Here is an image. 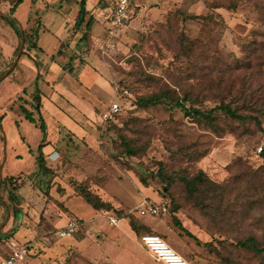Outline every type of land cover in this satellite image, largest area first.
Returning <instances> with one entry per match:
<instances>
[{"label": "rangeland", "instance_id": "374dc122", "mask_svg": "<svg viewBox=\"0 0 264 264\" xmlns=\"http://www.w3.org/2000/svg\"><path fill=\"white\" fill-rule=\"evenodd\" d=\"M88 1L90 8L94 7L91 12L94 19L91 32L85 40L79 41L85 24L75 33L72 25L77 16L78 2L38 0L32 4L33 1L21 0L13 5L12 0H0V12L10 14L13 10L12 16L19 22L22 32L32 30V23L27 22L29 12L36 14L35 18L41 17L45 29L39 32L37 43L46 52L41 56L54 54L53 60L61 61L46 86L38 82L39 72L21 71L20 58L14 69L0 81V116L4 115L0 120V233L9 234L8 238L0 240V256L8 255L13 245L32 244V240L40 248L48 229L43 224L57 219L63 220L64 224L68 220L82 222L80 217L70 212L66 199L81 197L75 193L72 184L85 182L92 192L98 196L109 195L111 203H116L117 209L98 212L127 216L138 224L141 217H136V212L142 204L166 202L167 210L170 204V209L177 206L175 215L199 243L173 224L171 210L155 217L144 216L142 221L152 227V234L159 235L190 264H262L251 251L234 247L237 236L261 235V211L242 215L236 221L223 222L214 216L209 219L184 199L178 187L167 191L164 180L156 174L159 161L168 163L171 170L174 168L181 174L188 172L190 175L203 170L215 182L225 180L230 174L229 166L238 160L245 159L253 167H260L264 165V158L255 154L259 141L256 129L251 126L254 133L239 138L230 132L219 136L179 108L167 109L156 105L139 109L134 102L137 95L149 94L166 84L179 92L189 90L196 94L200 89L204 90L207 78L212 79L208 74H214L209 66L218 59L231 67L230 75L234 80L244 75L252 87L264 85V0H239L235 10L221 6L215 10L221 18L213 20L183 19V14H174L179 10L205 15L209 11L206 1L212 0H155L158 3L145 4H142L143 0H133L131 18L112 37L106 21L116 0ZM60 27L67 32L60 36L62 41L56 36ZM181 31L193 37L196 43L198 40L200 48L187 58L188 61L173 63L175 38ZM76 40L80 42L78 45ZM12 41L16 50L9 60L0 57V75L11 66L19 43L14 27L7 17L0 14V54ZM249 44L255 53L253 60L251 52L247 51ZM28 45L24 37L23 50ZM35 51L42 53L39 48ZM246 59L251 63L246 66L239 64ZM70 65L77 71L79 80L63 69ZM84 65L82 74L80 69ZM148 74L158 81L150 80ZM57 83L65 87L53 90ZM73 85L85 89L75 91L77 99L69 94ZM37 90H45L43 94L47 97V100H41L40 108L32 114L37 120L39 111L46 127L49 145L45 148L46 153L43 152L45 167L42 170L35 162L41 130L24 119L18 108L20 103H24L33 110L32 97ZM205 100L204 108L213 104L212 95L205 94ZM82 103L88 109L82 107ZM112 103H116L119 110L109 118L106 114ZM191 104L192 99L185 102L187 107ZM50 107L58 114L62 112L59 121L48 113ZM224 123L232 125L223 120L221 124ZM2 133L5 135V160ZM121 135L134 138L135 146L147 140L151 143L143 154L124 155L121 153ZM202 151L205 152L202 158L191 159L192 153ZM8 176L16 177L15 189L8 182L1 185L2 179ZM142 189L144 194H141ZM9 191L17 196V216L13 213L14 201L9 198ZM78 205H74V213L85 217L86 205ZM125 222V218L119 219L120 224ZM61 226L49 228L48 232L55 233ZM29 230H34L32 236ZM115 230V227H106L109 234H116ZM142 233L138 236L139 242ZM60 240L68 242L70 238ZM76 257L81 260L78 264H95L79 256L74 247L64 258H57L56 263L72 264ZM43 259L42 255L30 256L23 264H39ZM97 264L111 263L100 261Z\"/></svg>", "mask_w": 264, "mask_h": 264}, {"label": "trees", "instance_id": "16d2710c", "mask_svg": "<svg viewBox=\"0 0 264 264\" xmlns=\"http://www.w3.org/2000/svg\"><path fill=\"white\" fill-rule=\"evenodd\" d=\"M239 0H227V2L222 0H212L207 2L206 7L208 12L205 15H193L189 13H184L176 10L174 14L182 15L183 19H217L221 18L220 14L215 10L221 6L227 9L235 10ZM21 0L12 2L13 5L20 3ZM79 8L76 19L73 24L74 33L81 28L84 23V31L79 38V41L85 40L89 33L90 25L93 21V17L90 16L86 18L88 11L86 9V0L77 1ZM133 2L129 4L128 14L129 17L126 22L131 18L130 11L133 7ZM9 15L13 14V10L9 12ZM35 13V12H33ZM170 14V13H169ZM186 14V15H185ZM36 14L29 12L27 15V22L32 23L31 32H23L25 41L29 42L28 48L23 50L21 58L27 57L33 62V58L29 55L28 51L30 48L37 47L36 41L39 32L43 29L42 22L39 17L35 18ZM9 23L14 27L17 36H20L19 30L17 28L18 22L15 18L9 19ZM193 37L187 33L181 31L177 34L175 38V51L173 54V63H178L181 61H186L187 58L191 57L200 46L195 42ZM248 44V43H247ZM247 51L251 52L252 60L255 59V53L247 45ZM16 50V49H15ZM61 49L58 50V53ZM52 58L54 55L51 56ZM73 58V56L71 57ZM188 61V60H187ZM80 62V60H79ZM264 62V60H263ZM263 62H260L261 65ZM250 60L239 62L242 65H248ZM83 64V62H81ZM226 63L220 59L213 62L209 68L214 70V74H208L212 79L207 78L205 89L198 91L194 94L189 90L177 91L176 88L165 85L156 91L150 92L149 94L137 95L134 105L139 109H146L150 106L162 105L164 108L173 109L179 108L184 111L187 116L194 117L196 121L203 122L205 126L210 128L214 133L219 136L224 135L226 132L232 133L238 138L252 134L254 131L251 126H253L256 132L259 133V141L264 136V85H257L252 87L244 75L237 76L234 80L231 77L232 69L230 66H225ZM78 65L74 66L77 67ZM243 66L244 69L247 67ZM63 69L66 73L71 74L73 77L79 80L77 71L74 70L73 66H64ZM229 71L230 73H226ZM144 74V73H143ZM202 75V73H201ZM230 75L227 79L226 77ZM150 80L158 79L152 74H148ZM206 91V92H205ZM205 94L213 96V104L204 108L202 105L205 104ZM22 102L26 101L19 97ZM192 99V104L186 106L185 102ZM33 104L31 105L33 110L28 109L24 103H20L18 108L23 114L24 119L34 123L40 128L42 133V138L40 143L36 148L35 162L37 166L42 170L45 167V158L43 153V147L47 144L46 141V127L44 120L38 111L37 120L33 117V112L41 106L39 90L35 96L32 97ZM4 115L0 116V120ZM137 119V118H136ZM223 120L227 121L229 124H221ZM120 145L122 146L121 153L124 155L137 156L143 154L146 149L150 146L149 140L147 142L135 146V139L129 138L128 136H120ZM257 143V145H258ZM256 145V146H257ZM255 146V149H256ZM182 151V149H178ZM257 156L264 158V150L260 153H255ZM191 154L189 153L188 156ZM205 155V152H194L192 153V160H198ZM156 174L162 178L165 182V189L171 187H178L184 195V199L196 210H198L202 215L209 219L219 218L223 222L236 221L241 219L242 215H249L253 211L260 212L259 217L262 219L261 228L263 227V232L261 230V235L257 236L254 233L247 235L237 236L235 238L234 247L238 249H246L256 256L260 263L264 264V165L260 167H253L245 159L238 160L229 166L230 174L225 180L221 182H215L210 179L203 170H197L195 173L189 175L188 172L184 174L176 172L170 169L168 163L159 161ZM15 178L14 176H8L2 179L1 185H5L6 182L11 184L12 188L15 189ZM259 180V182H256ZM72 187L75 193L90 204L93 208L97 210L109 211L114 210L111 204L107 201L102 200L96 193L92 192L85 182H74ZM168 191V190H167ZM8 196L14 201L13 213L17 216L19 209H17V196L9 191ZM168 213L171 210L173 215V222L180 228L187 236L193 238L196 243H199L198 238H196L191 232L182 227L179 219L175 216L177 212V206L174 205L170 209L171 204L168 205ZM259 210V211H257ZM140 224V223H139ZM137 221L131 220V228L137 232L139 225ZM9 234L0 233V240L8 238ZM229 264V263H226Z\"/></svg>", "mask_w": 264, "mask_h": 264}, {"label": "crops", "instance_id": "0c3cea01", "mask_svg": "<svg viewBox=\"0 0 264 264\" xmlns=\"http://www.w3.org/2000/svg\"><path fill=\"white\" fill-rule=\"evenodd\" d=\"M30 1L31 2L33 1L32 4L38 2V0H30ZM58 1L61 2L63 0H58ZM74 1L77 2V0H74ZM117 1L118 0H116L115 4L117 3ZM135 1L136 0H134V2ZM12 2H14V1H12ZM145 2H155V0H143L142 4H145ZM155 3H158V2L156 1ZM59 5H61V3H59ZM112 8H113V6L110 7V11L107 14V20L110 16V12H111ZM86 9L88 11L87 16L88 17L92 16L94 19V16L91 14V12L94 10V7L90 8L88 0L86 2ZM76 10L78 13V9H76ZM106 23H108V22L106 21ZM42 25H43V29L41 31H43L45 29V25L43 23H42ZM72 25H71V27H72ZM90 27H91V25H90ZM65 30L66 29L60 27L56 31V34H57L56 36L59 37V39L61 41H62V38L60 36L67 33V32H65ZM89 30H90L89 32H91V29H89ZM38 36H39V34H38ZM77 40L75 42V43H77L76 45H78L80 43ZM37 42H38V37H37V41H36L37 47H33V48H30L29 50H27L29 55L33 58L34 62L27 57H23L20 60V62H21L20 63V69L22 72L24 70H26L29 73H33V74H35L36 72H39L40 78H39L38 82L41 81L42 85L46 86V85H48V83H46V82L47 81L49 82L50 81L49 79L51 77H53V74H54L53 72H55L56 70L59 69V67H60L59 64L61 61L59 60V61L55 62L54 61L55 59L53 60V58L51 57L54 54H51V55L48 54L45 57L41 56L42 54H45L46 52L38 46ZM37 48H39L40 51H42L41 54H39L38 52L35 51V50H37ZM70 48H71V46H70ZM14 51L15 50L13 48V41H12L11 43H8V47L6 48V50L1 51L0 57L2 56V58H3L2 60H5V61L9 60L10 58H12ZM49 60H52V61L49 62ZM86 65H84L83 68L81 67V69H80L82 74L85 71L84 68ZM81 72H80V75H81ZM94 79L96 80L97 78H94ZM36 82H37V80H36ZM60 84L61 83H57L56 86L53 87V90H56L58 87H60V88L65 87L62 84L61 85ZM72 87L73 88L70 90L69 94L73 95L76 99H77V95L74 94L76 90L78 91V89H83L85 91V89L82 88L81 86H75L74 87V85H73ZM43 92H45V90H43V91L39 90L40 101L42 100V102L44 100H47V97H45ZM46 95L49 97V93H46ZM50 97H52V96L50 95ZM46 105H48V104H46ZM81 105H82V107L87 108V105H84L83 103ZM48 110H49L48 113L50 114L51 117L53 116L55 118L54 119L55 121H59V118L62 117V112L60 114H58V113H56L57 111L55 112V110H52L51 107ZM48 145L49 144H46L43 147L42 150L44 153H46L45 148H47ZM55 153L56 152L54 151L53 154H55ZM52 159H55V158H52ZM142 191H143V189L141 190V194H144V192H142ZM99 196L102 200L109 202L111 204V206L114 207V209L115 208L117 209L116 203L115 202H113L115 204L111 203L112 201H111L109 195H105V194L101 195L100 194ZM140 197H141V195H140ZM66 205H69L70 212H72L73 215L80 217V219L82 220V222H78L79 224H78L76 230L74 231L75 234L74 235L72 234L70 236H59L58 235L59 234L58 232L66 225V223L64 224L63 220L57 219L54 222L43 224L44 227L48 228L46 230L47 234H45L46 232H44L45 235L42 237V240L44 241L43 245L40 248H38L39 247L38 243H36V241H34V240H32V242H31L33 244V246H32V244H26L27 248H28L27 257H30V256L38 257V256L42 255L44 259L39 264H57L56 263L57 258L58 259L64 258L68 252L70 253V248L74 247L79 251V256H81L83 258L86 257V259H88L89 261H92L95 264H97L100 261L106 262V263H111V264H163L162 262L157 261L155 259V257L151 254V252L138 241V236L142 232H143L142 234H152L153 233L152 227L146 225L142 221V218L144 216L155 217L154 215H151L149 213H145V214L141 215V214H139V212L137 210V212H136L137 216L136 217H141L140 224H139L141 226L138 227L139 229L136 232L131 228V225H130L131 221L129 218H127V216L126 217H123V215L110 216L106 213L102 214V213L98 212L97 209L93 208L90 204H88L86 201L84 203V199L82 197L68 198V199H66ZM74 205H78L79 207H85V205H86V208H84V210L86 211L85 217H84V215H77L76 213H74V209H75ZM85 218H89V219L85 220ZM121 218L126 219V222L124 224L119 223V219H121ZM112 219L115 220V222H112ZM172 219H173V217H172ZM83 220H84V222H83ZM91 223L94 225H91ZM173 224L175 225L174 222H173ZM57 225H59V227L61 225H63V226H61L62 228H60L55 233H49L48 232L49 228L55 229V228H57ZM106 227L107 228L108 227H112V228L115 227L116 230L114 232H116V234H109L106 231ZM182 227H183V225H182ZM178 229H180V228H178ZM29 232H30L31 236L34 234V230H29ZM35 233H38V232L35 231ZM38 234H41V233H38ZM121 236H123V238H121ZM65 237L70 238V241L65 242V241L60 240L61 238H65ZM11 241H12V238H10L9 243H11ZM50 242H52V243H50ZM23 244H21V245H23ZM21 245H18V246L13 245L11 248V251L8 253V255L11 254L12 251L18 249V247ZM39 249L42 251L41 253L38 252V251H40ZM8 255L0 256V258L7 257ZM49 259H50V261L51 260H53V261L50 262ZM78 259H80V258L76 257V259H74L72 261V264H78L81 261ZM24 262H25V260L21 264H23ZM48 262H50V263H48Z\"/></svg>", "mask_w": 264, "mask_h": 264}, {"label": "built area", "instance_id": "2783aa9c", "mask_svg": "<svg viewBox=\"0 0 264 264\" xmlns=\"http://www.w3.org/2000/svg\"><path fill=\"white\" fill-rule=\"evenodd\" d=\"M131 2H133V0H118L111 9L108 18V30L111 37L115 35L114 32L128 19V9ZM118 110V105L112 103L108 107L106 116L111 118ZM263 150L264 136L256 146L255 153H260ZM137 210L141 215L149 213L154 216L164 214L168 211L166 202L142 204ZM112 222H115V220L112 219ZM78 224L76 220H68L66 225L58 232L59 236H70L76 230ZM140 242L151 252L157 261L163 264H190L172 250L159 235L142 234L140 236ZM27 255V245L23 244L18 249L12 251L7 257L0 258V264H21L26 259Z\"/></svg>", "mask_w": 264, "mask_h": 264}, {"label": "water", "instance_id": "95a60500", "mask_svg": "<svg viewBox=\"0 0 264 264\" xmlns=\"http://www.w3.org/2000/svg\"><path fill=\"white\" fill-rule=\"evenodd\" d=\"M12 1H18V0H12ZM0 14L3 15L4 17L9 18V19L14 18L12 15H9V14H4V13H2V12H0ZM17 28H18L19 33H20V36H19V43H18V46H17V51H16V54H15V56H14V58H13V62H12V64H11V66L8 68V70H6L3 74L0 75V81H1L4 77H6V76L9 74V72H11V71L14 69V67L16 66V64H17V62H18V60H19V58H20V55H21V53H22V51H23L24 35H23L22 29H21V27L19 26V24L17 25ZM2 136H3V140H4V151H3V152H4V158H3V159L5 160V158H6V153H5V135H4V133H2ZM0 172H1V168H0ZM6 217H8V213H6Z\"/></svg>", "mask_w": 264, "mask_h": 264}]
</instances>
